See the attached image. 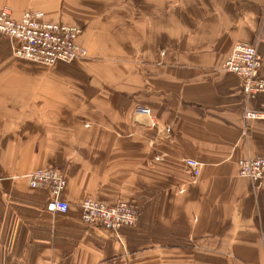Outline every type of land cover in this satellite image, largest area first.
Segmentation results:
<instances>
[{
  "label": "crops",
  "instance_id": "obj_1",
  "mask_svg": "<svg viewBox=\"0 0 264 264\" xmlns=\"http://www.w3.org/2000/svg\"><path fill=\"white\" fill-rule=\"evenodd\" d=\"M21 18L80 26L86 61L53 69L0 35V264H264V93L223 66L239 43L263 59L264 0H0ZM149 107L151 120L136 117ZM170 128V133L164 129ZM159 158V160H156ZM201 163L194 178L185 160ZM56 168L67 214L23 177ZM91 197L139 209L135 227L82 221Z\"/></svg>",
  "mask_w": 264,
  "mask_h": 264
},
{
  "label": "built area",
  "instance_id": "obj_2",
  "mask_svg": "<svg viewBox=\"0 0 264 264\" xmlns=\"http://www.w3.org/2000/svg\"><path fill=\"white\" fill-rule=\"evenodd\" d=\"M81 33L82 29L78 27L47 22L43 12H26L17 20L8 10L0 11V34L17 43L15 55L25 61L54 66L61 62L80 60L87 56L86 50L77 43ZM223 68L241 79L243 94L248 100L264 93L263 59L255 45L237 44ZM136 112L152 119V112L148 108L138 107ZM246 118L264 121V110L247 111ZM152 124L156 125L153 121ZM164 132L170 133V128H165ZM185 163L194 178L200 176V162L187 159ZM238 174L248 179L255 190L264 188V158H246L239 161ZM24 178L32 189L47 190L48 212L64 215L70 211L69 203L62 197L66 179L60 170L38 169ZM81 211L84 224L112 231L136 226L140 216L138 207L125 201L109 205L87 199L82 202Z\"/></svg>",
  "mask_w": 264,
  "mask_h": 264
},
{
  "label": "rangeland",
  "instance_id": "obj_3",
  "mask_svg": "<svg viewBox=\"0 0 264 264\" xmlns=\"http://www.w3.org/2000/svg\"><path fill=\"white\" fill-rule=\"evenodd\" d=\"M2 10H8V9H2ZM2 10H0V11H2ZM9 12H11L10 10H8ZM26 12H36V11H33V10H28V11H25L24 13H26ZM39 12H42V11H39ZM24 13H23V15H24ZM44 13V12H43ZM11 14H12V16H13V18H15L14 17V15H13V13L11 12ZM45 14V13H44ZM22 15V16H23ZM22 16H21V18H22ZM21 18H19V19H21ZM15 19H17V20H19L18 18H15ZM45 20L47 21V19H46V15H45ZM47 22H49V21H47ZM50 23H54V22H50ZM57 24H60V23H57ZM60 25H65V24H60ZM65 26H72V25H65ZM72 27H78V28H80V29H82V33H81V35L78 37V40H77V43L80 45V43H79V39H80V37L83 35V33H84V28H82V27H80V26H72ZM1 36H3V37H5V38H8L9 40H11L13 43H14V47H13V54H14V56L16 57V55H15V49H16V47H17V43L13 40V39H11L10 37H7V36H4V35H2V34H0ZM80 47H82L83 49H85L86 50V52H87V56L86 57H84V58H82V59H80V60H75V61H73V62H70V63H58V64H56V65H54V66H44V65H40V64H37V63H33V62H29V61H27V62H29L30 64H32L34 67H36V66H39V67H41V68H43V69H53L54 67H56V66H59V65H61V64H63V65H65V66H71V65H73V64H75V63H77V62H82V61H86L87 59H88V51H87V49L86 48H84L82 45H80ZM257 47V46H256ZM258 48V47H257ZM17 58V57H16ZM19 59V58H18ZM20 60H22V59H20ZM23 61H25V60H23ZM138 107H145V108H148V109H150L149 107H146V106H136L135 108H134V111H133V114H134V116H136V117H144V116H140V115H138L137 114V112H136V110H137V108ZM151 110V109H150ZM151 112H152V110H151ZM152 117H153V112H152ZM147 119H149V120H151L150 122H151V127H154L153 126V124H152V119H150L149 117H146ZM167 128V127H166ZM156 160H159V158H156ZM41 169H45V168H41ZM54 169H56V168H54ZM38 170V169H37ZM36 171V170H35ZM34 172V171H33ZM28 175V174H27ZM26 175H24L23 177H25ZM87 199H92V200H96V199H93V198H91V197H88V198H86L85 200H87ZM96 201H98V200H96ZM120 201H123V200H120ZM120 201H118V202H120ZM101 202V201H100ZM126 202V201H125ZM117 203V202H116ZM127 203H130V204H133V205H135L134 203H131V202H127ZM139 221V220H138ZM135 227V226H134Z\"/></svg>",
  "mask_w": 264,
  "mask_h": 264
}]
</instances>
